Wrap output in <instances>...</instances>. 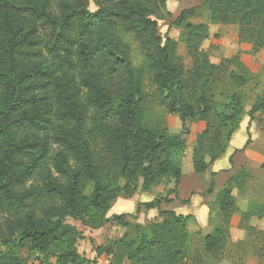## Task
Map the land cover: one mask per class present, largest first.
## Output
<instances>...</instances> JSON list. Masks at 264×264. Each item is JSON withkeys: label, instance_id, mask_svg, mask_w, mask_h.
I'll return each instance as SVG.
<instances>
[{"label": "trees", "instance_id": "obj_1", "mask_svg": "<svg viewBox=\"0 0 264 264\" xmlns=\"http://www.w3.org/2000/svg\"><path fill=\"white\" fill-rule=\"evenodd\" d=\"M90 1L96 10L90 9ZM204 2L212 23L238 24L244 40L254 38L256 51L264 49V0ZM166 4L0 0V243L5 247L0 264H26L21 251L27 247L38 251L43 261L54 255L56 264H98L79 253L82 233L68 217L91 228L114 223L130 229L96 248L98 255L109 257V264L202 262L188 254L190 215L161 209V219L148 226L130 221V213L108 215L114 200L131 198L141 180L142 190L149 191L161 178L173 177L171 192L179 197L184 136L191 132L188 121L206 123L192 154L194 171L203 174L225 153L246 115L240 94L231 97L229 112L215 106L218 82L227 78L239 87L247 84L246 76L230 71L237 57L211 62L202 49L209 26L191 21L198 14L193 6L171 22L184 29L193 60L187 69L177 41L159 31L157 16ZM48 29L51 33L45 35ZM122 32L133 35L144 55L138 67ZM95 57L107 70L124 71L127 82L121 94L108 87L102 73L90 70ZM77 74L85 95L71 87ZM147 78L158 103L179 116V134L145 121ZM65 83L68 87H62ZM262 110L264 99L252 106L250 120ZM239 151L230 156L231 164ZM216 174L211 173L210 193ZM250 177L246 169L238 170L217 194L224 221L204 236V250L217 262L225 257L231 219L239 209L233 189ZM172 200L165 196L141 205L160 209ZM255 214L264 216V208L242 213L244 220Z\"/></svg>", "mask_w": 264, "mask_h": 264}, {"label": "rangeland", "instance_id": "obj_2", "mask_svg": "<svg viewBox=\"0 0 264 264\" xmlns=\"http://www.w3.org/2000/svg\"><path fill=\"white\" fill-rule=\"evenodd\" d=\"M198 7V14L191 19L194 23H206L209 26L210 35L203 42L202 49L209 54L213 63H220L224 58H235L239 60L230 67V71L247 77V84L239 87L233 84L229 79L224 78L218 82L215 90L216 110L229 112V103L234 94H240L244 103V111L246 115L240 124L244 121L243 130L245 132V142H238L240 149L235 153L236 160L231 164L229 169L231 173H236L240 169H246L251 173V177L245 179L240 188L234 187L233 195L236 198L238 212L232 216L229 235L227 240L225 257L216 261L211 255L204 250V236L213 230V228L221 225L224 221V215L220 213L217 204V194L223 189L226 178L223 175L215 176V188L212 193L208 192L212 176L208 170L203 174H197L194 171L192 154L193 145L198 133L203 131L206 123L203 121H188L191 129L189 135L184 136L187 140L185 154L181 163L183 178L176 193L171 192L175 188V180L173 177H163L157 183L151 186L149 191L142 190V180L140 181L138 191L131 198L122 196L116 198L112 204L111 214L114 213H130L129 220L135 223L148 226L155 220H160V209H146L142 202L152 201L155 198L165 196L172 197L176 200L177 210L189 211L194 208L195 214H191L188 219V229L190 231V240L188 244V254L201 263L193 264H264V216L257 214L251 216L248 220L243 219L242 213L247 211L256 212L258 209L264 208V110L255 115L252 121L248 115L252 106L260 99H264V49L256 51L254 47V38L245 39L240 35L238 24H215L211 22L210 12L204 0H167L166 7L157 16L159 22V31L163 36H170L178 43L177 52L183 58V62L187 69H191L193 65L192 57L188 55L186 44L184 42V29L171 22L186 8ZM91 10H96V6L92 1L89 5ZM44 31V34H50ZM123 39L131 46V57L135 67L140 66L144 62V55L138 43L134 40L133 35L122 32ZM92 72H100L104 75L105 82L108 87L113 89L116 94H121L127 82L126 75L122 70H107L102 60L95 57L90 65ZM71 87H75V92L85 95V88L82 86L81 75L77 74L75 79L71 81ZM147 82V91L149 93L148 109L145 113V121L151 126L161 125L170 134H179L182 128V122L178 115L170 114L164 106L158 103V99L154 98V87ZM69 84H63L62 87H68ZM93 111H90L92 115ZM91 117V116H90ZM91 123V118H89ZM240 129L235 131L231 136L229 152L235 148L234 141H237L244 134ZM250 133V134H249ZM235 139V140H234ZM250 143L246 145L247 140ZM53 152L57 146L53 145ZM227 152V153H229ZM227 164V162H225ZM229 164V165H230ZM225 169L219 170L217 174ZM216 174V175H217ZM91 193V186L87 190V194ZM208 203V223L206 227L200 224L201 203ZM164 204V203H163ZM192 207V208H190ZM203 207V206H202ZM120 211V212H115ZM109 212V213H110ZM159 216V217H158ZM0 216V224L3 221ZM238 221V224L235 223ZM67 222L75 225L82 233L77 248L81 255L96 260L98 264H109L107 255H98L96 248L122 236L125 232H131L130 229L124 228L114 223H108L100 228H91L84 225L81 221L67 218ZM201 225V226H200ZM202 227V228H201ZM0 246H2L0 244ZM22 257L26 264H35L36 261H43L42 255L31 248L27 247L21 251ZM44 262L56 263V257L53 255Z\"/></svg>", "mask_w": 264, "mask_h": 264}, {"label": "crops", "instance_id": "obj_3", "mask_svg": "<svg viewBox=\"0 0 264 264\" xmlns=\"http://www.w3.org/2000/svg\"><path fill=\"white\" fill-rule=\"evenodd\" d=\"M243 124H244V121L242 122V124H240V126H239V128L237 129V130H241V131H243L244 132V126H243ZM236 130V131H237ZM235 133V132H234ZM234 135V134H233ZM233 137V136H232ZM235 140V139H234ZM242 140V142H245V132H244V134L242 135V136H240V138L237 140V141H234V145H235V148H233L232 149V151H230L229 152V146H227V149H226V151H225V153L222 155V156H220L211 166H210V168L208 169V170H210L211 171V173L212 172H216V173H218L219 172V170H221V169H225V170H227V171H222V172H220L219 174H217L216 176H218V175H223V176H225V178H226V181L234 174V173H231L230 171H229V169L230 168H232V166H231V162H230V156L235 152V150L237 149V148H239V146H238V142H240ZM227 152H229V153H227ZM234 159L236 160V157H234ZM225 162H227V164H225ZM230 164V165H229ZM171 199H172V197H171ZM176 200H172L171 202H169V203H164V204H162L161 205V207H160V210L162 209V210H174V211H176L178 214H183V215H190L191 216V214H195L194 213V211L193 210H195L194 208H192V207H190V208H192V209H189V211H186L185 213L183 212V211H178L177 210V207H176ZM203 206V207H202ZM201 219H200V224H202L203 226H205L206 225V223H208V217H206L207 216V214L209 213L208 212V210H209V208H208V203H206L205 201L204 202H202L201 203ZM111 210H112V208H111ZM110 210V211H111ZM109 211V212H110ZM111 212H113V211H111ZM111 212L108 214V215H112L111 214ZM115 212H120V211H115ZM159 217V216H158ZM236 224H238V221L235 223V225ZM201 226V225H200ZM206 227V226H205ZM202 228V227H201ZM213 230H214V228H213ZM212 230V231H213ZM212 231H210V232H212ZM209 232V233H210ZM208 234V233H207ZM207 234H205V235H207ZM1 244V243H0ZM2 245V244H1ZM5 249V247L2 245V246H0V251L1 250H4Z\"/></svg>", "mask_w": 264, "mask_h": 264}, {"label": "built area", "instance_id": "obj_4", "mask_svg": "<svg viewBox=\"0 0 264 264\" xmlns=\"http://www.w3.org/2000/svg\"><path fill=\"white\" fill-rule=\"evenodd\" d=\"M35 264H52V263L44 262V261L41 260V261H36ZM54 264H56V263H54Z\"/></svg>", "mask_w": 264, "mask_h": 264}]
</instances>
